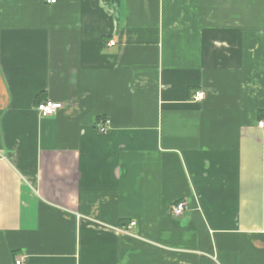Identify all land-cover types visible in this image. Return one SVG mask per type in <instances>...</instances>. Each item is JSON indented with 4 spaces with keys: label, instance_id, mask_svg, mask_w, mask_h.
<instances>
[{
    "label": "crops",
    "instance_id": "1",
    "mask_svg": "<svg viewBox=\"0 0 264 264\" xmlns=\"http://www.w3.org/2000/svg\"><path fill=\"white\" fill-rule=\"evenodd\" d=\"M263 115L264 0H0V264H264Z\"/></svg>",
    "mask_w": 264,
    "mask_h": 264
},
{
    "label": "built area",
    "instance_id": "2",
    "mask_svg": "<svg viewBox=\"0 0 264 264\" xmlns=\"http://www.w3.org/2000/svg\"><path fill=\"white\" fill-rule=\"evenodd\" d=\"M49 5L53 6L57 4V0H45ZM204 98L203 93H197L196 96L194 97L195 101H202ZM63 109V104L58 103V102H53L50 100H46L44 102H41L40 104L37 105L36 110L38 114L42 118H51L54 117L58 114L60 110ZM109 120H100L96 124V129L100 133H106L109 127ZM258 128L264 129V115L262 118L258 121L257 124ZM188 206L186 203L181 202L176 205H174L171 209V213L174 218H182L185 214V211L187 210ZM136 223H132V226H134ZM15 264H27L26 260L24 257L17 258L15 260Z\"/></svg>",
    "mask_w": 264,
    "mask_h": 264
}]
</instances>
